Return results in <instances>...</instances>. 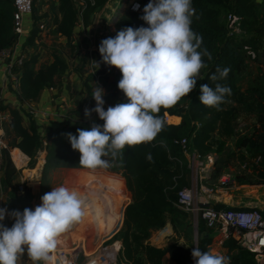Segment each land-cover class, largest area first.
<instances>
[{"label":"trees","instance_id":"trees-1","mask_svg":"<svg viewBox=\"0 0 264 264\" xmlns=\"http://www.w3.org/2000/svg\"><path fill=\"white\" fill-rule=\"evenodd\" d=\"M36 1L33 0L32 31L26 41L32 49L19 67L18 87L13 91L15 96L20 102L35 101L43 89L56 87L65 73L73 71L79 74L85 92L81 105L94 108V76L83 75L88 51L81 52L75 29L79 24L82 29L91 26L94 16L108 0H83L80 17L75 0H53L41 14H38ZM41 2L47 4L45 0ZM139 3L144 8L149 0ZM120 4L108 19V25H113L116 35L125 27H147L140 19L143 11L132 10L128 5L121 8ZM192 7L195 15L191 28L203 37L202 48H206L212 56L211 60L203 57L207 67L201 70L196 89L174 106L161 108L159 115L164 121V128L153 141L126 146L114 158L111 155L104 157L115 163L122 176L119 183L118 175L119 185L114 197L116 221L121 218L119 193L123 184L130 195V201L123 209L122 226L112 237L121 241L120 264H163L165 255L176 264H194L191 251L195 246L202 251L210 250L214 232L206 227L202 218L198 217L195 221L190 213L176 206L177 193L190 185L191 176L180 145L182 138L186 139L189 150H196L202 155L216 154L209 180H215L232 165L235 166L232 174L236 184L264 185V71L248 79L244 87L238 84L247 69L249 54L254 55L255 61L264 67V0H192ZM13 11L12 0H0V49L11 45L14 40ZM229 13L231 20H227ZM39 24L51 26L55 34L66 39L68 48L77 57L73 66L57 52H53L48 60L40 61L41 50L35 43ZM91 53L96 62H100L99 68L97 63L94 66L95 74L104 87L106 82L109 83V89L105 87V102L109 106L126 103L127 97L117 87L122 73L119 71L110 78L109 71L113 66L105 65L101 55L95 51ZM217 66L230 69L227 78L217 82L231 88L228 102L222 104L219 111L204 106L198 98L199 85L215 86L216 82L209 77ZM0 111L7 112L10 117L5 124V134L9 136L7 148L0 152V182L6 193L5 207L9 211L18 209L22 212L24 208H30L32 198L28 191L22 194L17 191L15 180L18 171L10 156L11 148L13 160L19 163L25 161L26 156L32 159L37 151L45 150V157L41 160L44 163L43 166L41 164L39 197L50 192V175L55 169H73L63 173L61 178L64 182L87 183L95 178L99 169H87L79 164L81 154L72 149L67 136L68 133L78 135V128L90 129L92 123L74 122L43 136L32 115L21 106L12 107L0 102ZM80 112L78 107L75 113ZM167 116H176L179 120L166 122ZM240 117L250 118V127L239 130L237 122ZM95 123L103 124L104 121L99 119ZM231 138H235L232 149L226 145ZM149 153L151 160L146 158ZM246 154L253 158L260 156L261 159L247 163L244 162L247 161ZM107 193L110 197L109 190ZM214 207L230 206L215 202ZM167 224L185 239V244L173 242L163 247L151 244V235ZM223 247L230 264H257L254 253L234 238H227Z\"/></svg>","mask_w":264,"mask_h":264},{"label":"clouds","instance_id":"clouds-1","mask_svg":"<svg viewBox=\"0 0 264 264\" xmlns=\"http://www.w3.org/2000/svg\"><path fill=\"white\" fill-rule=\"evenodd\" d=\"M194 15L192 0H149L140 17L147 27H125L100 42L102 62L122 73L117 87L127 102L105 110L104 89L98 86L93 91L95 107H86L84 115L90 118L95 112L104 123L93 122L90 129L78 128V135L67 134L72 149L81 154L82 167L107 168L110 163L104 157L114 158L126 146L153 141L164 128L161 108L174 106L196 89L201 70L207 67L203 57L212 56L202 48L203 37L191 28ZM229 71L217 66L209 77L215 86L199 85L204 106L219 111L228 102L231 88L217 81L225 80ZM146 158L151 160V154ZM40 199L34 210L0 208V221L6 215L14 221L11 227L0 224V264H17L25 252L33 264H47L61 234L85 215L77 193L64 186L53 187ZM191 257L194 264H230L229 257L199 247L192 249Z\"/></svg>","mask_w":264,"mask_h":264},{"label":"built area","instance_id":"built-area-1","mask_svg":"<svg viewBox=\"0 0 264 264\" xmlns=\"http://www.w3.org/2000/svg\"><path fill=\"white\" fill-rule=\"evenodd\" d=\"M78 9L79 17L83 6V0H75ZM14 7L13 11V32L14 40L11 45L0 49V90L1 93H14L18 87L19 67L24 59L31 51L32 46L26 43L32 31V10L33 0H12ZM138 6V7H137ZM130 9L135 11H143V7L139 2H133ZM232 15H227V20H231ZM40 30L35 37V43L38 45L44 37L46 30L42 24H39ZM28 48V51H26ZM89 49L86 55V61L90 67L85 75L92 74L94 76L93 91L99 86L105 87L99 76L94 72L96 61ZM40 61L42 58L40 57ZM46 61V60H45ZM81 113L84 114L85 108H91L85 104H80ZM109 104L105 102L104 108L107 110ZM75 109V108H74ZM97 115L95 112L92 116ZM10 120L9 114L0 111V152L3 148H7L5 124ZM166 122H177L176 116L165 117ZM46 142L44 141V144ZM186 165L190 170V185L181 188L177 193L176 206L188 213L193 218L198 217L204 220L207 228L213 232L210 250L213 253L226 256V250L223 247V242L229 238H234L240 245L254 253V258L257 264H264V208L257 206H245L225 204L219 199V195L227 188L237 186L233 174L230 171L223 172L215 180H209L211 168L214 163L215 154L210 153L202 155L196 150H189L185 138L180 140ZM258 162L261 157L253 158ZM1 165V153H0ZM246 163L243 164V167ZM0 166V176H1ZM244 186V185H243ZM23 191V187L19 186L17 191ZM3 187L0 182V196L2 195ZM220 202L229 208H215L214 203ZM1 204V202H0ZM31 209L34 210L32 207ZM6 217L10 219L7 215ZM11 220V219H10ZM166 230V226L164 227ZM85 238L72 242L69 245L59 244L57 241L56 247L50 251V259L47 264H120L118 261L121 241L113 239L108 243L99 242L91 245V248L85 245ZM215 245V250L213 246Z\"/></svg>","mask_w":264,"mask_h":264},{"label":"rangeland","instance_id":"rangeland-1","mask_svg":"<svg viewBox=\"0 0 264 264\" xmlns=\"http://www.w3.org/2000/svg\"><path fill=\"white\" fill-rule=\"evenodd\" d=\"M45 1H47V4H43L41 2V0L36 1V5L38 6V9H39L38 14H41L42 12L47 10L49 8V5L51 4V2H53V0H45ZM120 2H121V4H120L121 8H125V7H127V5L131 6V4H132V3L130 4V2H128L127 0H119L118 3H120ZM114 9H113V11H114ZM98 13L94 16L92 25L85 29L84 34L82 35V38H88V40L93 39V35H94L93 25H94L95 19L98 16ZM108 19H106L107 24H108ZM96 22H97V20H96ZM44 28L46 30V33L38 44V48L41 50L42 60L45 61V60H47V58H51V54L53 52H57L66 58V60L70 64V66H73L74 58L76 57V54H75V52L71 51L68 48V46L66 44V39L63 36L55 34L53 29L51 28V26L45 25ZM78 28H80V24H79ZM88 45L90 46V44H88ZM86 50H87V45L84 44L83 47L81 48V52L86 51ZM87 51H89V50H87ZM247 60H248L247 69L238 81V84L240 87H244L246 85L248 79H250L251 77H253L256 74H261V72L264 71V67H262L260 65V63H258V61H255L254 55L249 54ZM85 61H86V59H85ZM90 65L91 64H89V62L86 61L85 66H84L85 70L83 73L84 76H86L85 74L89 70L88 68L90 67ZM119 71H120L119 69H117L115 66H113V68L109 71L110 72V78H113V76H115ZM70 72H72V71H70ZM105 87H106V89L107 88L109 89V83L108 82H106ZM75 110H76V108H75ZM237 123H238L237 126L239 127L238 128L239 130H240V128H244V130H245V127H250V124H252V120L250 118L245 119L244 117H240ZM8 138H9V136H8V134H6V142L8 141ZM234 141H235V138H231L227 141L226 145L232 149L234 147ZM12 149L13 148L10 149V156H11V159H12V161H13V163L16 166V169L18 171L16 180H15V184H16L18 189H19V186L23 187V191L18 190V193L22 194L25 191H28L32 196L30 208L33 207L35 209V207L37 205L41 204V199H40L41 197H39V191H40V183H41L42 166L44 163V160L43 161H41V160H42V158L44 159V157H45V150L41 149V150L37 151V153L35 154V156L32 159H30L28 156H26L25 161L19 163V162H16L13 160L12 154H11V152L13 151ZM215 156H216V154H215ZM245 156H246L247 161H244V162L249 163V162L254 161L252 156L247 155V154ZM109 163H110V166L107 168H98L99 170H98L95 178L91 182H87V183L70 182V181L64 182L61 178L63 176V173L69 172L73 169L72 168L55 169L50 175V191H52L53 187H59V186H64L68 189L77 186L81 190H84V191H87L91 188L94 190V188L97 189V188L103 187V188H105L104 195L106 197H108L107 190L110 191V202H111V198H112V208H114V197H115L118 185H119V184H117L118 183V175L121 176V173H120V171H118L116 169V165L114 162L109 161ZM41 164H42V166H41ZM234 169H235V166L229 165L225 171L233 172ZM236 185L237 186L227 188L226 190H224V191L228 192L230 195H232V199L230 198L228 202H225L223 196L219 197V199L223 203L234 204V205H245V206H257L259 208H264V185L263 184H259V185L243 184L244 186L238 185V184H236ZM241 187H244V188H241ZM104 195H102V197H104ZM121 198H122V200H120L121 201L120 204H122L121 213L123 216V209H124L126 203L130 200L129 193L124 190V193L122 194ZM104 199H105V197L103 198V200ZM5 200H6V193L3 189V192H2V195L0 198V202H1L0 206L5 207ZM92 203L93 204L91 205V207H92L91 209L93 212V216H96V214L98 212V206H97L96 202H94V200ZM116 222L117 221L115 220V218H113V213L111 212V217L107 220V224H106V227H108V231L106 232L107 234L99 235L96 231V224L94 223V221L85 222V223H83V226L80 222H78V223L73 225L74 227L72 226L66 232L72 231L74 234L78 235V232H80L79 228L82 226L83 228H85L84 232L82 233V236H83V238H85L84 242H85L86 248L87 247L91 248V245L94 243H99L102 241L105 243H108L111 240H113V238H112L113 235L122 226V219L119 220L117 223ZM86 223H87V225H86ZM113 226H114V228L112 229ZM167 226H169V224H167L166 227ZM153 235H155L154 236L155 238L152 239V241L154 242V244L160 245L159 247H163V246L167 245L168 243H173V242L185 244V239H183L176 232L172 231V229L170 231H166L165 228L163 227V228L155 231L151 235V237ZM213 250H215V245L213 246ZM17 264H33V262L28 257L27 253L25 252L24 254L19 256V258L17 260ZM40 264H44V262H40ZM163 264H165V262H163Z\"/></svg>","mask_w":264,"mask_h":264},{"label":"crops","instance_id":"crops-1","mask_svg":"<svg viewBox=\"0 0 264 264\" xmlns=\"http://www.w3.org/2000/svg\"><path fill=\"white\" fill-rule=\"evenodd\" d=\"M140 1L141 0H129L130 4L133 2H140ZM84 31L85 29H82L81 26L80 28L76 27L75 29L76 41L81 44V47H83V45L86 44L87 50L91 49L96 53H98L99 55H101L99 53L100 42L105 38L116 36L114 32V28L107 24V20L103 25L100 26L97 24L95 19L93 25L94 40L93 39L88 40V38H82ZM88 44H90V46ZM26 51H28V48H26ZM48 59L49 58H47V60ZM84 98H85V92L83 89L81 78L78 73L72 71L65 73L61 78L60 83L56 87L43 89L38 99L35 101L20 102L14 93H1L0 102L2 104H9L12 107L21 106L22 108L26 109L34 118L35 124L39 129V131L43 134V136L46 135L48 136L50 132H52L54 129L60 126L69 125L71 123L80 122V121H88L90 123H93L99 120L98 115L95 116L91 115L90 118H86L85 115L81 112L75 113L74 108H76L78 105L83 103ZM119 183H120V175H119ZM0 207L6 208L2 206ZM0 224L5 225L6 227L8 226L11 227L13 221L5 216V219L3 221H0ZM170 230H171V226L169 225L166 227V231H170ZM153 236L150 238L151 244L160 246L154 244V242L152 241V239L154 238ZM163 262H165V264H176L169 258L168 255L164 256Z\"/></svg>","mask_w":264,"mask_h":264},{"label":"bare ground","instance_id":"bare-ground-1","mask_svg":"<svg viewBox=\"0 0 264 264\" xmlns=\"http://www.w3.org/2000/svg\"><path fill=\"white\" fill-rule=\"evenodd\" d=\"M118 1L119 0H108L105 3V5L101 9V11L98 13V16L96 18L98 25L101 26L105 23L107 17L111 14L113 9L117 6ZM70 190L75 191L77 193L78 198L82 201V206H83V210L85 213L82 220L80 221L82 226H83V223H85V222L94 221V223L96 224L97 233L99 235L107 234L106 233L108 231V227H106L107 220L111 217V212L113 213V218H115V216H114V211L112 208V202H110V197L109 198L106 197L103 200L104 197H102V195H104L105 188H103V187H100L97 189L94 188V190L91 188L87 191H84V190H81L79 187L76 186V187L70 188ZM123 193H124V185L120 190L119 200H122L121 196ZM221 196H223L225 202H228L230 198L232 199V195H230L226 191H222L220 193L219 197H221ZM93 200H94V202H96V204L98 206V212H97L96 216H93V212L91 209L92 208L91 205L93 204L92 203ZM111 200H112V198H111ZM120 203H121V201H120ZM121 207H122V204H120V212H121ZM121 219H122V213H121V218L119 220H121ZM86 225H87V223H86ZM82 226L79 228L80 232H78V235L74 234L72 231L61 234V236L58 238V243L69 245L72 242H76V241L81 240L83 238L82 233L85 230V228H83ZM114 226L112 227V229L114 228Z\"/></svg>","mask_w":264,"mask_h":264},{"label":"water","instance_id":"water-1","mask_svg":"<svg viewBox=\"0 0 264 264\" xmlns=\"http://www.w3.org/2000/svg\"><path fill=\"white\" fill-rule=\"evenodd\" d=\"M110 26H111V27H113V25H112V24H111ZM195 247H196V246H195Z\"/></svg>","mask_w":264,"mask_h":264}]
</instances>
